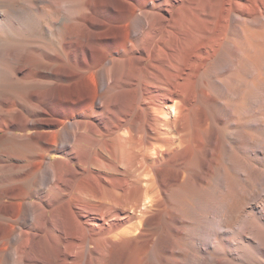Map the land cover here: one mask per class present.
Listing matches in <instances>:
<instances>
[{
  "label": "bare ground",
  "instance_id": "obj_1",
  "mask_svg": "<svg viewBox=\"0 0 264 264\" xmlns=\"http://www.w3.org/2000/svg\"><path fill=\"white\" fill-rule=\"evenodd\" d=\"M0 264H264V0H0Z\"/></svg>",
  "mask_w": 264,
  "mask_h": 264
}]
</instances>
